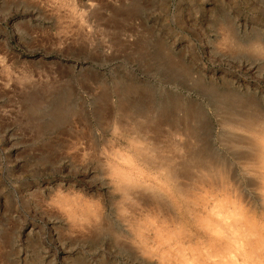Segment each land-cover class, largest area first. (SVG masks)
<instances>
[{
  "label": "rangeland",
  "instance_id": "rangeland-1",
  "mask_svg": "<svg viewBox=\"0 0 264 264\" xmlns=\"http://www.w3.org/2000/svg\"><path fill=\"white\" fill-rule=\"evenodd\" d=\"M257 44L264 0H0V264H145L130 228L171 202L155 215L152 177L123 199L110 164L144 142L188 180V156L244 161L229 123L264 117ZM57 189L99 215L70 224Z\"/></svg>",
  "mask_w": 264,
  "mask_h": 264
},
{
  "label": "clouds",
  "instance_id": "clouds-1",
  "mask_svg": "<svg viewBox=\"0 0 264 264\" xmlns=\"http://www.w3.org/2000/svg\"><path fill=\"white\" fill-rule=\"evenodd\" d=\"M227 45L225 36L216 47L225 52ZM260 54L264 56V49ZM162 191L171 202L167 223L142 218L130 228V243L147 264H264V149L251 162L213 165L194 179ZM59 193L60 189L51 193L46 206L72 224L73 218L58 201ZM205 203L221 204L233 213L239 221L238 235L217 241L194 227L189 231L187 215ZM75 211L86 220L95 217L94 207L87 203ZM236 240L243 241V250Z\"/></svg>",
  "mask_w": 264,
  "mask_h": 264
},
{
  "label": "bare ground",
  "instance_id": "bare-ground-1",
  "mask_svg": "<svg viewBox=\"0 0 264 264\" xmlns=\"http://www.w3.org/2000/svg\"><path fill=\"white\" fill-rule=\"evenodd\" d=\"M89 5H92V3H90ZM256 46H257V48L264 49V45L262 46V45L257 44ZM229 126L233 130L239 131L244 135V140H242V139L237 140L236 143H238V144L242 143V145H245L247 148L249 147V152L247 151L248 153H246L244 155V158H243L244 161H242V162L247 163V162L253 161L257 157V155L261 152V150L264 149V117L262 115L257 114V113H254V114H250V113L245 114L244 113V115H242L238 120H236L232 123H229ZM140 132H142V131H140ZM143 136H145V135L143 134ZM143 136L141 135V138H142L141 140L142 141L144 140L147 142V139L146 140L143 139ZM139 139L136 138L135 140L137 141ZM140 141H137V142H140ZM142 141H141V143H143ZM136 143H135V145H136ZM143 144L145 145V146L142 145L143 147L140 146L139 143L137 144L139 146L136 147L137 152H134L135 154L134 153L133 154H128V153L126 154L125 153L124 155H121V157L119 156V158H118L120 160L119 162L110 164L111 167H110V169H108V170H110L108 174L110 175V177L112 179L111 180L112 186L115 189V191L120 193V195H121L120 197H122L123 199L124 198H128V200H129V198L133 199V200L135 199L134 201L132 200L133 203L138 200V203L140 202L141 204H144L142 202L143 197L141 198L140 196H138L136 194H139L140 192H143V194H145L147 192L142 191L143 189H141V191L140 190L138 191L137 189L138 188H145L146 185L148 186V184H146L144 187L143 184L145 183L146 179H148L147 177H152L150 182L152 183L153 186L149 185V188L151 186L154 189V191H155L154 195H156V199L155 200L149 199V200L150 201L153 200L155 202L154 204H156V202H158L157 199L159 200V199H162L164 197L165 200L167 201V197L164 195L162 188H164L165 186H167L169 188L178 187L181 183H183L182 179L185 180L186 177L184 176V178H183L181 176V174L177 171L178 167L176 168V166L174 164H172L171 159L165 158L164 157L165 155L163 156L164 158H162L161 154H160V156H161L160 157L158 154L160 152L157 153V151L154 149V146H152L150 149V147L147 146L148 144H146L145 142ZM135 145H134V147H135ZM152 152H155V153H152ZM119 154H120V152H119ZM135 159L137 161L142 160V163L141 164L138 162L136 163ZM151 161L154 162L153 166H154V169H156L152 172H150L148 170L149 169L148 166L147 167L143 166L145 164H152V163H149ZM187 163L192 168L193 175H194V176H192V174H191V176H190L187 174L189 177V180L187 178L186 179L188 181L194 179V177L199 173L200 170L205 169V168H211L213 166V164L208 163L206 160L195 159L193 156H188ZM217 166H224V164L217 165ZM179 168H180V170L182 169L181 166ZM185 170H187V169H185ZM188 170H189V168H188ZM189 174H190V172H189ZM187 180H186V182H187ZM147 190H149V192H150V189H147ZM136 191H137V193H136ZM152 193H151V195H152ZM143 194H141V195L143 196ZM74 195L76 196V194H74ZM147 197H146V199H147ZM90 200H92V199H90ZM61 201L63 202V205L66 206V207H64V206L63 207L67 208L68 215L73 218V222L74 221L79 222L78 220H80L81 223L84 221L87 222L88 219L86 220V218L83 215L78 214L75 211L76 208L81 207L83 204H85L84 202H82L83 200H77L74 203H70L68 201V199L64 198ZM97 201H93V202L96 203ZM88 202L89 201H87L86 203L89 204ZM93 202L90 203V204H92V206L95 205V204H93ZM147 202H149V201H147ZM145 204H147V203H145ZM160 204H161V202H160ZM96 205H97V207H95V214L97 213V215H99L98 212L96 211V209L98 208V203ZM156 205H158V208H156L157 207ZM156 205H154L153 207H155V210H156L155 215L157 217H159V216H161L162 209L164 208V206H162V205L159 206V202ZM151 208H152V205H151ZM97 210H99V209H97ZM155 210L153 208V211H155ZM166 217H168V216H166ZM152 219H154V218H152ZM186 219H187L186 225L189 227V231H191L192 228L194 227L196 231L205 233L209 237H212L217 241H221V240L226 239L230 234H232L233 236L238 235L239 221H238L237 217L233 213H231L228 209H226L223 205L218 204V203H212L210 206L207 203H205L203 206H201L199 208H194L189 212ZM166 220H168V218L165 219V221ZM135 221H136V219H135ZM160 221H161V219H160ZM235 244L238 245L241 248V250H243L244 243L242 240H236ZM137 257L139 259H141L143 262H145V264H147V262L139 254L137 255ZM215 258L216 257H212V259H215Z\"/></svg>",
  "mask_w": 264,
  "mask_h": 264
}]
</instances>
